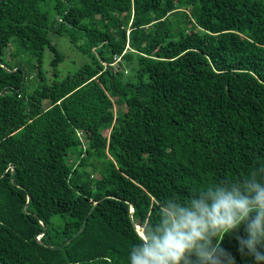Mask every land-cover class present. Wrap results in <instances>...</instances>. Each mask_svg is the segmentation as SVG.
Segmentation results:
<instances>
[{
  "label": "trees",
  "instance_id": "trees-1",
  "mask_svg": "<svg viewBox=\"0 0 264 264\" xmlns=\"http://www.w3.org/2000/svg\"><path fill=\"white\" fill-rule=\"evenodd\" d=\"M260 165L264 0H0V264H128L162 201Z\"/></svg>",
  "mask_w": 264,
  "mask_h": 264
},
{
  "label": "clouds",
  "instance_id": "clouds-1",
  "mask_svg": "<svg viewBox=\"0 0 264 264\" xmlns=\"http://www.w3.org/2000/svg\"><path fill=\"white\" fill-rule=\"evenodd\" d=\"M241 226L246 235L237 236L238 250L251 264H264V165L247 179L221 180L187 198L162 201L157 221L142 226L128 264H234L221 241Z\"/></svg>",
  "mask_w": 264,
  "mask_h": 264
},
{
  "label": "rangeland",
  "instance_id": "rangeland-1",
  "mask_svg": "<svg viewBox=\"0 0 264 264\" xmlns=\"http://www.w3.org/2000/svg\"><path fill=\"white\" fill-rule=\"evenodd\" d=\"M49 35L51 40L58 45L59 49L64 54V60L57 66V69L59 71V78L63 77L64 75H67L68 72L76 70L83 62L87 60V57L80 53L75 47H73L66 37L60 36L52 32ZM50 56V52L48 50H45L42 69L46 71V75L49 78L52 73V70L49 65ZM117 60L118 57L116 58V61ZM115 62L113 63L114 68L116 67Z\"/></svg>",
  "mask_w": 264,
  "mask_h": 264
},
{
  "label": "water",
  "instance_id": "water-1",
  "mask_svg": "<svg viewBox=\"0 0 264 264\" xmlns=\"http://www.w3.org/2000/svg\"><path fill=\"white\" fill-rule=\"evenodd\" d=\"M84 227H85V223H84V225L82 226V228H81L80 230H78V231L75 233V235H73V237H75V236H77L78 234H80V232L84 229ZM135 228H136L138 234L141 236V234H142V233H141L142 226H141L139 223H135ZM73 237L69 238V239L64 243V245L67 244V243H69V242L72 240ZM62 246H63V245H62ZM62 246H59V248H61Z\"/></svg>",
  "mask_w": 264,
  "mask_h": 264
}]
</instances>
